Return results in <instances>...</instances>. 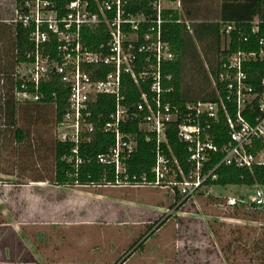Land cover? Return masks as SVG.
<instances>
[{"label": "built area", "instance_id": "1", "mask_svg": "<svg viewBox=\"0 0 264 264\" xmlns=\"http://www.w3.org/2000/svg\"><path fill=\"white\" fill-rule=\"evenodd\" d=\"M131 0H15L16 16L30 31L32 50L17 64V99L38 101L42 84L56 78L68 91L67 107L56 116L55 140L73 143L75 173L84 163L79 147L90 142L98 129L114 135L107 153L98 163L111 167L115 178L100 185L152 187L170 193L176 205L207 191L212 192L222 166L253 171L264 166V36L260 21L252 22L243 42L251 48L231 51L235 22L224 25L225 43L217 77L211 75L217 99L188 102L183 107L164 101L162 68L176 59L171 44L163 37L164 14L180 10L181 0H150L151 11L134 12ZM179 22H182L179 20ZM193 33L190 21H185ZM252 46H255L254 48ZM124 76L138 87L136 103L126 102ZM149 85V91L144 90ZM102 95L115 97L116 107L107 119L94 122L93 109ZM138 123V132L126 128ZM125 127V128H124ZM175 132L185 144L187 168L169 142ZM226 136L224 137V133ZM139 133L155 141V163L147 172L131 175L129 160L138 149ZM220 141V142H219ZM80 185V184H76ZM253 195L225 196L226 208L246 206L264 211V185H253Z\"/></svg>", "mask_w": 264, "mask_h": 264}, {"label": "rangeland", "instance_id": "2", "mask_svg": "<svg viewBox=\"0 0 264 264\" xmlns=\"http://www.w3.org/2000/svg\"><path fill=\"white\" fill-rule=\"evenodd\" d=\"M15 16L0 0V21ZM18 101L29 137L0 138V172L13 175L0 173V264H264V211L224 205L253 188L215 185L179 206L152 187L52 185L56 106Z\"/></svg>", "mask_w": 264, "mask_h": 264}, {"label": "trees", "instance_id": "3", "mask_svg": "<svg viewBox=\"0 0 264 264\" xmlns=\"http://www.w3.org/2000/svg\"><path fill=\"white\" fill-rule=\"evenodd\" d=\"M264 5V2H261ZM263 6L254 5L253 13L260 14ZM130 9L134 12L151 11L150 0H131ZM190 17L182 14L180 10H169L164 14L163 37L167 40L176 54V59L163 64L162 72L166 78L163 81L164 88H173L172 92L164 94V101L183 107L188 102L213 101L217 99L216 89L212 85L211 75L217 77L220 67V56L223 53L224 34L223 28L229 22H192L190 32L185 21ZM181 20L182 22H179ZM237 29L231 34V51L240 48L249 49L250 45L243 42L244 35L251 33L253 21H232ZM260 36H264V20H260ZM30 31L20 23H5L0 21V138L13 143V147L24 144L29 137V131L18 124V112L20 103L16 91L20 89V82L16 80L15 69L18 63L26 61L25 53L33 49L34 45L29 39ZM253 48L255 46H252ZM256 68L264 71V65L256 64ZM126 102L133 104L140 98L139 87L128 77L124 76ZM144 90L149 91V85H143ZM40 93L44 98L35 101V104H52L56 106V116L61 119L67 107L68 91L55 79L50 83L42 84ZM116 101L112 95H102L93 109L94 122L107 119L115 111ZM125 128V127H124ZM128 131L137 133L138 123L134 122L126 128ZM224 137L226 136V132ZM138 149L129 160V172L131 175L147 172L150 179V170L155 163V141H146L139 133ZM169 142L185 168L187 152L185 144L177 137L175 132L169 134ZM220 142V141H219ZM114 143V135L96 130L90 142H82L79 147L80 156L84 163L80 166L78 176L75 173L74 161L63 160L70 156L73 143L53 142L55 158L54 175L48 179L52 185H100L107 181H113L115 173L113 168L98 163L99 154L107 153ZM10 145V144H8ZM264 143L260 145V148ZM12 153L15 151L12 149ZM9 175L10 172H0ZM219 178L213 185L248 186L264 185V166H255L253 171L242 170L236 167L222 166L218 170ZM36 179L35 181H42ZM175 205V203H174ZM173 205V206H174ZM246 207V206H243ZM241 207H236L238 210ZM248 212L255 211L248 208ZM152 228L149 230L151 231ZM142 240V238H141ZM138 240L134 246L140 243ZM144 243H140V247ZM134 248V247H133ZM132 249V248H131ZM126 255V254H125Z\"/></svg>", "mask_w": 264, "mask_h": 264}, {"label": "crops", "instance_id": "4", "mask_svg": "<svg viewBox=\"0 0 264 264\" xmlns=\"http://www.w3.org/2000/svg\"><path fill=\"white\" fill-rule=\"evenodd\" d=\"M264 0H181L180 12L192 22H232L264 20ZM263 6L254 14V5Z\"/></svg>", "mask_w": 264, "mask_h": 264}, {"label": "water", "instance_id": "5", "mask_svg": "<svg viewBox=\"0 0 264 264\" xmlns=\"http://www.w3.org/2000/svg\"><path fill=\"white\" fill-rule=\"evenodd\" d=\"M126 259H127V257H126V258H124V260H122L121 262H122V263H124V262L126 261Z\"/></svg>", "mask_w": 264, "mask_h": 264}]
</instances>
